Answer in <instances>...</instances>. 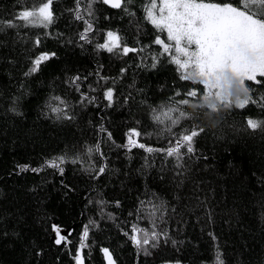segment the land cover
Wrapping results in <instances>:
<instances>
[{"label": "trees", "instance_id": "obj_1", "mask_svg": "<svg viewBox=\"0 0 264 264\" xmlns=\"http://www.w3.org/2000/svg\"><path fill=\"white\" fill-rule=\"evenodd\" d=\"M32 2L0 0V19L12 18ZM146 2L134 0V16L97 2L90 43L79 40L84 24L67 11L74 0H54L55 19L48 28L0 32V264H74L84 225L91 245L84 249L85 264H107L102 248H109L116 264H216L217 250L225 264H264V130H250L245 122L249 117L264 120L259 104L218 114L194 108L195 99L180 106L193 117L182 122L184 129L205 128L194 152L180 161L183 168L163 152L120 147L133 128L142 133L133 137L139 143L169 147L173 137L152 120V110L188 99L183 94L190 89L203 91L202 85L182 81L166 55L151 67L152 57L161 51L153 40L156 35L166 39V33L145 20ZM108 30L130 47H149L128 56L97 50ZM37 37L39 47L34 46ZM41 52L55 56L26 77L31 59ZM76 76L79 91L71 83ZM246 84L255 100L264 97V87ZM107 87L116 93L113 108L104 107ZM82 93L95 102L82 103ZM54 96L67 102L65 111L74 114L73 120L57 119L51 112L49 104L64 108ZM126 96L131 97L127 104ZM100 124L112 140L99 132ZM101 139L105 158L95 152L89 157L87 147ZM61 155L66 158L63 176L51 168L17 175V165L39 167ZM77 156L81 162L72 163ZM93 164L107 165L99 180L91 178ZM61 180L75 189L67 197ZM52 220L74 224L67 247L51 240ZM152 222L167 238L162 236L155 248L149 247L151 255H145L125 232L133 224L152 229ZM37 251L42 254L36 256Z\"/></svg>", "mask_w": 264, "mask_h": 264}, {"label": "snow or ice", "instance_id": "obj_2", "mask_svg": "<svg viewBox=\"0 0 264 264\" xmlns=\"http://www.w3.org/2000/svg\"><path fill=\"white\" fill-rule=\"evenodd\" d=\"M97 2L108 6L111 9H119L124 13L134 16V0H74V7L67 11L72 14L76 21L84 24L83 30L79 33V40L90 43L89 34H96L95 30V5ZM54 0H33L32 6H25L10 19H0V32L6 29L20 27H40L48 28L54 23ZM145 20L150 23L159 33H166V39L162 35H156L153 44L159 46L161 51L152 57L151 67L155 68L160 63V56H168L170 63L177 66L182 81H191L203 86L201 92L193 88L183 94L188 99H179L171 106L165 105L161 109L154 108L152 120L157 125H164V131L171 134L173 139L169 140V147L154 149L139 143L133 137H140L142 133L136 129H129L126 134L127 143L120 147L131 151L133 148H141L146 152H163L166 157H174L177 161V168H183L180 163L185 154L194 152L196 138L205 132V128L194 125L184 129L183 121L192 119V114L180 107L189 105L192 99L199 103L192 105L194 108L206 110V114H218L221 109H245L250 104H259L264 110V97L259 101L253 98L252 89L246 82H253L264 87V0H147L143 6ZM108 19V17H105ZM22 22V23H20ZM72 43V41H69ZM41 39L37 37L34 46L39 47ZM82 46V45H81ZM145 47L139 49L130 47L122 42L118 33L108 30L103 34V43H97V50L114 53L120 51L122 55L128 56L130 53L142 52ZM55 56V53L41 52L30 61L31 66L24 75L30 76L41 70L42 64ZM126 70L121 69L123 74ZM101 79H107L101 77ZM79 76L73 77L71 83L76 85ZM96 89H93L95 91ZM181 96L180 92L175 94ZM116 93L112 87H107L103 92V99L107 101L104 107L113 108ZM130 96L124 97L127 104ZM59 104L53 106L49 104L52 113L57 119L73 120L74 114L65 111L68 107L66 101L59 96L52 97ZM95 97L81 94V102L94 103ZM166 109V110H165ZM15 111V109H12ZM167 122V123H166ZM247 128L253 131L264 130V120L246 118ZM99 132L105 134L108 140H112V133L104 126L99 125ZM103 140H97L94 147H87L86 152L89 157L92 153H99L102 158L101 144ZM182 150H186L182 151ZM66 162L64 155L50 159H45L39 167H32L29 164L17 165V175L23 172L39 174L45 168L57 169L61 176L65 174L62 165ZM81 162V157L77 156L72 163ZM95 170L91 178L99 180L106 173L107 165H91ZM62 187L65 188L64 196L67 197L75 189L61 180ZM92 201H89L91 203ZM103 204V201H99ZM116 206H120L117 200ZM143 203V202H141ZM111 215V214H110ZM131 215V213H130ZM152 215H155L153 213ZM93 221H89V224ZM156 225L152 222V229L139 227L137 224L131 226L130 232H125L132 244L141 249L145 255H151L149 247L155 248L160 238H167V232L156 230ZM52 231L55 233L54 243L57 246L67 247L71 241V231L68 235H63L64 229L57 224H52ZM89 226L84 225L80 235L79 244L73 255L74 264H85V248L91 245L89 240ZM213 241L217 237L209 234ZM175 243V241H173ZM148 246V247H146ZM101 252L107 264H116L113 253L109 248H102ZM36 256H40L41 251H37ZM179 264V262H177ZM216 264H225L221 258L219 250L216 253Z\"/></svg>", "mask_w": 264, "mask_h": 264}, {"label": "water", "instance_id": "obj_3", "mask_svg": "<svg viewBox=\"0 0 264 264\" xmlns=\"http://www.w3.org/2000/svg\"><path fill=\"white\" fill-rule=\"evenodd\" d=\"M57 224V225H59L55 220H52V222H51V240L54 242V238H55V233L52 231V224ZM61 226V225H60ZM63 229H64V231L62 232V234L63 235H68V232L69 231H71L72 232V230H73V228H74V224H72V225H70V226H61Z\"/></svg>", "mask_w": 264, "mask_h": 264}]
</instances>
